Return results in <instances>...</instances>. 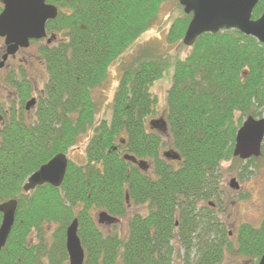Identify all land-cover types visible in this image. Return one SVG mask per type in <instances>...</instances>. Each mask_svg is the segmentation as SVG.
Here are the masks:
<instances>
[{"label":"trees","instance_id":"1","mask_svg":"<svg viewBox=\"0 0 264 264\" xmlns=\"http://www.w3.org/2000/svg\"><path fill=\"white\" fill-rule=\"evenodd\" d=\"M175 1L46 0L59 9L46 26L56 45L39 48L49 83L34 119L20 113L0 138V202L18 200L0 264H68L66 230L75 219L85 264H176L175 242L183 250L181 264H223L227 255L260 262L264 219L259 228L242 224L233 242L211 207L223 198V164L243 162L233 155L238 130L249 117L264 118L263 44L231 30L201 36L183 60L149 57L153 50H143L123 67L111 118L96 123L94 91L154 25L162 5ZM263 9L261 0L253 19ZM191 17L173 22L168 44H183ZM168 74L163 135L149 125L158 115L151 89ZM29 90L21 91L24 101ZM85 139V162L69 160L60 188L24 193L33 173ZM167 141L180 162L162 157ZM260 160H248L243 170ZM132 207L144 211L130 217L126 235L102 231L100 213L121 220Z\"/></svg>","mask_w":264,"mask_h":264},{"label":"water","instance_id":"2","mask_svg":"<svg viewBox=\"0 0 264 264\" xmlns=\"http://www.w3.org/2000/svg\"><path fill=\"white\" fill-rule=\"evenodd\" d=\"M261 0H179L186 15L192 19L185 33L183 44L192 47L204 34H217L224 30H237L244 36L252 37L264 45V9L258 19H253V12ZM4 10L0 14V38L5 39L7 55H14L19 48H29L32 41L47 38L46 25L54 21L59 14L58 8L47 4L46 0H0ZM55 36L47 39V44ZM2 66V65H1ZM0 66V67H1ZM35 101L27 104L29 110ZM152 129L160 133L167 132L164 118L152 120ZM264 142V118H247L236 135L233 155L241 160L259 158ZM169 161H180V155L174 150L163 154ZM126 161L137 164L142 170L148 169L146 162H139L133 157L125 156ZM69 158L66 154L55 155L48 163L33 173L23 186L24 193L35 191L38 187L50 185L60 188L64 183ZM232 190L238 191L236 179L229 183ZM128 198V197H127ZM18 201L16 199L0 203L2 223L0 225V253L6 246L15 223ZM98 222L102 225L117 223V219L107 213H100ZM79 222L75 219L66 230V251L69 264H85V251L78 235ZM258 264H264V255Z\"/></svg>","mask_w":264,"mask_h":264},{"label":"rangeland","instance_id":"3","mask_svg":"<svg viewBox=\"0 0 264 264\" xmlns=\"http://www.w3.org/2000/svg\"><path fill=\"white\" fill-rule=\"evenodd\" d=\"M186 16L183 7L178 2H171L162 5L157 14L154 25L140 36L137 42L131 46L126 53L122 55L119 61L110 67L106 82L94 91V99L99 104V112L96 117V123L102 120H109L112 113V101L117 89L124 65L132 62L139 57V53L143 50L151 49L149 57H163L168 61L174 62L176 59H185L191 52V48L184 44L167 43V34L173 22L178 18ZM1 42V40H0ZM45 45V41L34 44L27 51L20 55L16 60L17 63L25 64L19 71L24 70L25 77L32 83L36 82L38 89H43L48 79L47 71L44 65L41 66L38 61L39 48ZM56 45V44H55ZM173 73V69H170ZM1 78V76H0ZM172 84L171 75L157 81L151 89L155 98H157L158 115L150 120L163 117L166 107V95ZM4 92L0 89V97L4 98ZM86 139L78 144L68 153L70 160L77 164L85 162L84 143ZM170 150L168 141L163 146L161 154ZM260 162L248 172L244 171L245 162H228L223 164L221 169V184L223 189V198L220 210L215 207L218 212V219L229 233L228 237L234 242L237 229L242 224H250L259 228L264 219V154L260 157ZM236 178L240 185V190L234 191L229 187L230 181ZM212 208V207H211ZM144 211V209H141ZM139 208L132 207L128 209L126 218L121 219L119 223L112 227L101 226L104 233L117 232L122 236L128 233V220L136 212L141 211ZM183 250L177 242H175V263L181 264L180 258ZM179 256V257H178ZM223 264H253V262L243 257H232L227 255Z\"/></svg>","mask_w":264,"mask_h":264},{"label":"flooded vegetation","instance_id":"4","mask_svg":"<svg viewBox=\"0 0 264 264\" xmlns=\"http://www.w3.org/2000/svg\"><path fill=\"white\" fill-rule=\"evenodd\" d=\"M2 6L3 5L0 3ZM0 89L4 92V98L0 97V138L4 131L5 124L8 120L16 119L19 120L20 113H25L26 118L28 120H33L36 108L38 107L39 103L41 102V98L45 95V89L46 85L49 83V76L48 79L44 85L43 89H38L36 82L32 83L30 80H28L24 73V70L19 71L22 67H26L25 64H18L16 65V60L20 55H23L27 49H29L31 46H33V42L30 43L29 48H19L18 51L14 55H8L6 59L5 56L7 55V45L5 43V39L0 38ZM58 41V38L55 36L54 41L47 46H55L56 42ZM42 42V41H41ZM38 61L41 66H43V61L41 59V56H37ZM45 67V66H44ZM46 70V69H45ZM24 87H27L30 89L31 92L30 98H28L26 101L22 97H20L21 91ZM34 100V105L28 110L27 104ZM6 119V120H5ZM236 179V178H233ZM237 181V179H236ZM238 182V181H237ZM239 184V182H238ZM230 187V186H229ZM240 190V185H239ZM222 204V200L220 204L215 203L212 205V210L216 211L214 209L216 206L219 207L218 210H220ZM217 212V211H216ZM2 215V214H1ZM115 226L111 225L110 227Z\"/></svg>","mask_w":264,"mask_h":264}]
</instances>
